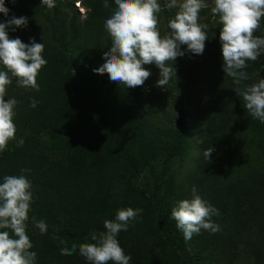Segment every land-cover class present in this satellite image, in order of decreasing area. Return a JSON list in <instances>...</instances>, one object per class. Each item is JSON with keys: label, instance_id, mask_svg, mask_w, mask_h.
Masks as SVG:
<instances>
[{"label": "trees", "instance_id": "trees-1", "mask_svg": "<svg viewBox=\"0 0 264 264\" xmlns=\"http://www.w3.org/2000/svg\"><path fill=\"white\" fill-rule=\"evenodd\" d=\"M168 2L159 0L162 36L177 11L166 8ZM54 3L49 9L41 0H5L8 16L0 13V22L27 17L26 27L6 29L8 38L43 43L47 60L37 76L39 91L15 80L7 87L5 101L18 102L16 133L0 153V183L6 175H24L32 185L26 232L36 264H88L78 251L61 255L60 248L92 242L90 233L104 231L103 222L126 208L142 209L117 236L129 264H264V123L248 113L236 91L264 78V55L247 62L249 78L235 85L223 71L221 25L211 23L218 17L202 9L198 22L208 25L202 54L214 68L210 107L196 117L178 106L160 119L140 86L128 88L93 72L110 48L103 22L114 0L107 8L105 0ZM254 35L264 36V20ZM181 49L185 55L176 58L175 77L165 85L178 99L196 59L185 45ZM188 54L189 65L182 62ZM154 65L144 68L151 72ZM159 72L146 81L157 82ZM208 148L213 151L206 159ZM193 187L218 210L211 221L220 230L201 229L185 240L171 210L192 198ZM40 220L47 224L44 234L35 227Z\"/></svg>", "mask_w": 264, "mask_h": 264}, {"label": "clouds", "instance_id": "clouds-1", "mask_svg": "<svg viewBox=\"0 0 264 264\" xmlns=\"http://www.w3.org/2000/svg\"><path fill=\"white\" fill-rule=\"evenodd\" d=\"M14 3L15 0H12ZM211 13L218 17L221 25L219 40L223 58V71L232 78L235 85L247 80L243 71L248 61H256L264 55V36L254 33L264 20V0H212ZM82 14L85 10L78 4ZM115 8L104 20L103 27L110 38V48L103 53L104 63L94 68L96 74H107L110 81L128 88L143 86L151 73L144 65L155 64L160 72L157 87L164 88L173 77L172 66L177 57L185 55L182 45L192 54L203 53L208 39L207 24L199 23V13L209 5L205 0H169L166 8H175L174 18L167 22L169 30L161 35L158 27V14L162 11L158 0H114ZM41 5L51 9L54 0H41ZM104 7H108L105 0ZM0 13L8 16L5 0H0ZM27 17L12 16L0 22V153L15 139L14 123L17 101H5L7 87L16 81L25 89L39 91L37 76L47 60L42 56L43 43L30 40L25 44L19 38L9 39L6 29L26 27ZM236 91L244 101V107L254 118L264 123V78ZM32 100L30 106L36 107ZM23 139L18 141L22 146ZM212 148L203 151L206 159ZM30 171L22 169L21 172ZM32 185L24 175H6L0 183V264H36V252L31 251L32 243L27 235L28 213L32 201ZM142 209H119L114 220L103 222L104 231L90 233L92 242L71 247H61V255H72L78 251L88 264H129L130 255L124 253L117 239L121 231H127L129 223L135 220ZM218 210L208 205L192 189V198L184 199L171 210V218L182 231L184 239L190 240L201 229L215 233L220 226L211 221ZM35 220V218H33ZM35 227L41 234L47 232V224L36 221ZM63 240L60 244H64Z\"/></svg>", "mask_w": 264, "mask_h": 264}, {"label": "rangeland", "instance_id": "rangeland-1", "mask_svg": "<svg viewBox=\"0 0 264 264\" xmlns=\"http://www.w3.org/2000/svg\"><path fill=\"white\" fill-rule=\"evenodd\" d=\"M159 3V0H158ZM211 8L212 2H206ZM77 6V4H75ZM211 10V9H210ZM204 19V16H199V21ZM217 19L212 21L213 26L216 25ZM191 54H188L186 58L183 59V63L186 64L189 62V57ZM196 59L194 64L190 67L191 77L185 84L183 96L178 99L177 94L173 93L172 96H169L166 93V88L157 87L156 82L145 81L143 86H140L142 90L143 97L146 99L147 103L152 106L154 115H158L160 119L166 114H172L178 106L183 107L185 110L190 112V114L195 115L197 113L199 117L203 115L206 109L210 107V90L209 83L210 78L212 77L214 68L213 60L210 59V56L203 54L195 55ZM178 63V62H175ZM178 67H181L180 64H177ZM189 65V63H188ZM155 70L153 69L150 73V79L152 76H156L158 67L154 65ZM168 85V84H167ZM186 94H189V97H186ZM197 117V116H196ZM191 157V158H190ZM190 160L186 167H190L192 162L193 155L190 156ZM183 172L179 171L178 174Z\"/></svg>", "mask_w": 264, "mask_h": 264}]
</instances>
